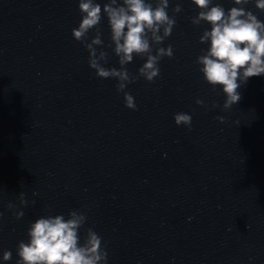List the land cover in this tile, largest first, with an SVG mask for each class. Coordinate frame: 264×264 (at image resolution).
<instances>
[{
	"label": "clouds",
	"instance_id": "obj_1",
	"mask_svg": "<svg viewBox=\"0 0 264 264\" xmlns=\"http://www.w3.org/2000/svg\"><path fill=\"white\" fill-rule=\"evenodd\" d=\"M250 0H233L234 5L228 10L213 0H191L199 9L191 17L194 26L202 22L210 25L199 38L201 44H208L206 50L196 59L203 79L213 90L219 86L226 99L223 109L228 110L237 104L241 95L238 89L246 84L250 77L264 75V21L244 7ZM255 7L264 11V0H255ZM82 19L77 28L72 29L76 41L84 43L89 52V67L95 70L98 78L117 80L116 91L123 93L125 107L136 110L134 97L125 91L128 84L135 83L143 77L153 82L160 74L159 62L162 58L173 57L171 45L160 47L170 37L176 24L175 16L168 13L169 0H108L101 7L95 0H79ZM173 13L183 11L180 4L172 9ZM107 17L110 28V44L118 57L120 67L106 68L108 53L102 48L99 25ZM96 29V35L88 42V33ZM155 46V54L153 48ZM134 56L146 57V61L132 75L126 65ZM202 105V100H197ZM221 123L224 117L217 118ZM176 125L190 128L192 117L186 113L174 114ZM35 194V193H34ZM19 205L25 207L29 201L21 192ZM34 205L36 202L33 200ZM7 208L17 209L9 202ZM3 213H0L2 216ZM17 220L24 216L22 210H16ZM87 217L77 210L70 211L68 218L64 215L41 216L30 224L28 241L17 245V264H107L108 252L102 245V237L92 228L86 229L81 241L79 230L85 225ZM12 259L11 250L3 252V260Z\"/></svg>",
	"mask_w": 264,
	"mask_h": 264
}]
</instances>
